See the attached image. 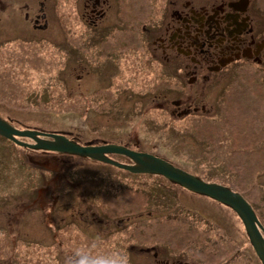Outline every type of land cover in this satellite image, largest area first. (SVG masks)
<instances>
[{
    "label": "rangeland",
    "instance_id": "rangeland-1",
    "mask_svg": "<svg viewBox=\"0 0 264 264\" xmlns=\"http://www.w3.org/2000/svg\"><path fill=\"white\" fill-rule=\"evenodd\" d=\"M40 1L42 7L38 0L28 3L45 14L40 30L29 19L7 21L9 9L0 13V118L19 130L74 137L82 146H137L205 182L234 188L264 228V130L252 131L256 140L249 131L264 127V74L249 67L228 79L214 102L216 119L199 112L176 118L162 106L179 93L173 69L165 70L158 57L126 53L110 22L76 32L75 39L69 35L73 1ZM207 135L212 142H201ZM241 149L245 154L238 155ZM112 159L128 163L122 155ZM110 166L0 137V264H159L149 246L166 253L168 262L221 264L214 255L223 252L226 264H260L226 206L162 177ZM50 181L54 192L41 193ZM50 202L55 213L46 219L42 210L47 214Z\"/></svg>",
    "mask_w": 264,
    "mask_h": 264
},
{
    "label": "flooded vegetation",
    "instance_id": "flooded-vegetation-1",
    "mask_svg": "<svg viewBox=\"0 0 264 264\" xmlns=\"http://www.w3.org/2000/svg\"><path fill=\"white\" fill-rule=\"evenodd\" d=\"M34 1L10 0L0 6V13L9 9L12 19L7 21L29 19L32 28L40 30L45 14L42 9L29 10L28 3ZM72 1L75 12L70 36L80 39L76 32L82 35L98 31L110 22L116 27V39L129 47L126 53L134 50L148 56V61L158 57L165 70L176 72V78L181 80L179 93L162 104L170 116L182 118L198 112L204 117L214 115V102L228 79L237 78L249 67L264 74V0ZM37 3L43 6L42 1ZM78 25L85 31L78 30ZM115 100L116 97L108 103ZM168 105L171 107L167 109ZM50 185L41 193L54 192H49ZM49 204L47 214L42 210L46 219L55 213L56 205ZM147 248L155 263L188 264L180 260L168 262L166 253L155 246Z\"/></svg>",
    "mask_w": 264,
    "mask_h": 264
},
{
    "label": "water",
    "instance_id": "water-1",
    "mask_svg": "<svg viewBox=\"0 0 264 264\" xmlns=\"http://www.w3.org/2000/svg\"><path fill=\"white\" fill-rule=\"evenodd\" d=\"M0 136L16 145L35 151L87 158L111 165L131 174L161 176L190 193L216 201L231 209L237 215L257 259L261 264H264V228L258 221L251 205L239 193L233 192L223 185L205 182L174 167L163 159L144 152L126 150V148L114 144L82 146L62 134H43L33 130L16 129L1 118ZM17 138L30 139L33 144L21 142ZM113 154L125 156L131 161V164L119 163L108 157V155Z\"/></svg>",
    "mask_w": 264,
    "mask_h": 264
},
{
    "label": "trees",
    "instance_id": "trees-1",
    "mask_svg": "<svg viewBox=\"0 0 264 264\" xmlns=\"http://www.w3.org/2000/svg\"><path fill=\"white\" fill-rule=\"evenodd\" d=\"M155 99H159L158 97H155V98H152V101H154ZM164 101V100H163ZM202 117H204V115H202ZM205 118H212V120H214V119H216L217 118V114H215V112H214V115H211V116H209V117H205ZM207 123H210V122H207ZM252 125H254V123H252ZM202 127H204V125L202 124ZM203 129V128H202ZM256 131V132H259V131H262V130H264V127H259V124H257L256 126H254V127H250L249 128V131L251 132V137L254 139V140H256L257 138H258V136H256V135H254L253 133H252V131ZM205 132H208V129H206L205 130ZM66 137H68L69 139H71V140H74V141H78L76 138H74V137H70V136H68V135H66ZM123 138V137H122ZM129 139L130 138H127V140H126V143L128 144V142L127 141H129ZM122 141H123V139H121ZM204 140L205 141H201V142H212V139H211V137L210 136H206L205 138H204ZM124 142V141H123ZM102 144V143H106L105 141H101V142H98V143H96V144ZM110 143H112V142H110ZM113 143H116V142H113ZM135 143V142H134ZM91 144H95V143H93V141H90V142H88V144L86 143H84V145H91ZM117 144H119V145H123L124 146V144H121L120 143V141L119 142H117ZM127 144H125V145H127ZM137 144H138V141H137ZM135 148H134V150H139V148L137 147V146H134ZM219 149H220V147H219ZM141 151H143V152H146L144 149H140ZM235 150H232V152H234ZM232 152H231V155H234V154H232ZM252 152V149H250L249 150V152H248V154L249 153H251ZM241 154H245V152H244V150L243 149H241L239 152H238V155H241ZM63 155V154H62ZM254 155H256V156H258V154L257 153H254ZM73 157H76V156H73ZM110 157H112V155L110 156ZM221 157H225V154L224 153H222L221 154ZM76 158H78V157H76ZM164 159V158H163ZM225 160H227V161H231V159L230 158H224ZM125 160H127V162L128 163H130V160L129 159H125ZM164 160H166V159H164ZM168 162V161H167ZM28 163L30 164H35L33 161H30V160H28ZM47 162H44V164H42V165H45ZM169 163V162H168ZM37 164H40V163H37ZM99 164H102V163H99ZM41 165V164H40ZM103 165H107V166H110V165H108V164H103ZM173 165V164H172ZM54 166V165H53ZM55 167V166H54ZM111 167V166H110ZM242 167H243V165H242ZM73 167L71 166V169H72ZM40 170H41V168H39ZM118 169V168H117ZM42 170L43 171H45V169L44 168H42ZM41 170V171H42ZM49 172H51V170H48ZM122 172H124V171H122ZM262 171H261V174L260 175H262ZM220 176H222V175H220ZM160 177V176H159ZM217 178V177H216ZM253 179V181H255V179H257L256 177H253L252 178ZM67 180V182H69L68 180L69 179H66ZM166 180V179H165ZM167 182H169V181H167ZM169 183H171V182H169ZM262 183V182H261ZM50 184H53V182L52 181H50ZM172 184V183H171ZM174 185V184H173ZM262 185V184H261ZM50 187V189L51 190H55V189H53L52 188V185H50L49 186ZM233 190L232 191H236L234 188H232ZM238 192V191H237ZM193 194V193H192ZM193 195H195V196H200V195H197V194H193ZM200 197H204V196H200ZM204 198H206V199H209V198H207V197H204ZM209 200H211V199H209ZM211 201H213V200H211ZM214 202V201H213ZM253 208H254V206L253 205H251ZM229 210H231V209H229ZM232 211V210H231ZM233 212V211H232ZM213 217H215V216H213ZM220 221H221V224H223V221H224V219L222 218V216H220ZM244 232V231H243ZM244 234H245V232H244ZM246 235V234H245ZM250 247V246H249ZM141 248H142V246L141 245H130V249H134V250H141ZM144 248V247H143ZM250 249L252 250V248L250 247ZM256 257V256H255ZM214 258H216V262L217 263H221V264H226V263H228L229 262V260L227 259V257L223 254V252H218V254H216V255H214ZM257 258V257H256ZM226 260V261H225ZM259 262V261H258ZM112 264H117V263H112ZM211 264H213V263H211Z\"/></svg>",
    "mask_w": 264,
    "mask_h": 264
},
{
    "label": "bare ground",
    "instance_id": "bare-ground-1",
    "mask_svg": "<svg viewBox=\"0 0 264 264\" xmlns=\"http://www.w3.org/2000/svg\"><path fill=\"white\" fill-rule=\"evenodd\" d=\"M1 137V136H0ZM114 263V262H113Z\"/></svg>",
    "mask_w": 264,
    "mask_h": 264
}]
</instances>
